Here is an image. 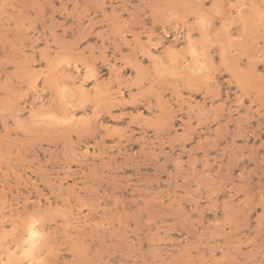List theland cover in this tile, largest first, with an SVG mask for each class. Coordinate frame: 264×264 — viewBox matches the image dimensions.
<instances>
[{
    "label": "rangeland",
    "instance_id": "rangeland-1",
    "mask_svg": "<svg viewBox=\"0 0 264 264\" xmlns=\"http://www.w3.org/2000/svg\"><path fill=\"white\" fill-rule=\"evenodd\" d=\"M263 35L264 0H0V264H264Z\"/></svg>",
    "mask_w": 264,
    "mask_h": 264
},
{
    "label": "bare ground",
    "instance_id": "bare-ground-1",
    "mask_svg": "<svg viewBox=\"0 0 264 264\" xmlns=\"http://www.w3.org/2000/svg\"><path fill=\"white\" fill-rule=\"evenodd\" d=\"M126 3V2H125ZM101 13V12H100ZM227 28V27H226ZM81 30V29H80ZM78 36V35H77ZM249 36V35H248ZM264 36V35H263ZM227 37V36H226ZM256 39V38H255ZM54 43V42H53ZM204 46V45H203ZM209 47V46H208ZM205 50V49H204ZM259 50V49H258ZM224 52V51H223ZM1 53V52H0ZM208 54V53H207ZM207 54L205 55V56H207ZM222 55H224V54H222ZM208 57V56H207ZM210 57V56H209ZM239 57V56H238ZM80 61V60H79ZM197 62V61H196ZM211 63V62H210ZM88 64V63H87ZM230 67V66H229ZM228 67V68H229ZM8 70V69H7ZM250 70V69H249ZM233 72V71H232ZM235 73V72H234ZM237 73V72H236ZM187 75V74H186ZM234 75V74H233ZM171 76V75H170ZM244 76V75H243ZM247 76H249V75H247ZM250 76H251V74H250ZM255 76V75H254ZM15 78V77H14ZM249 78V77H248ZM260 78H262V77H260ZM153 79V78H152ZM256 79V78H255ZM236 80V79H235ZM243 80V79H242ZM246 80V79H245ZM151 81V80H150ZM248 81V80H247ZM255 81V80H254ZM185 82V81H184ZM237 82V81H236ZM242 82V81H241ZM238 83V82H237ZM250 84V83H249ZM106 85V84H105ZM152 85V84H151ZM248 85V84H247ZM136 87H137V84L135 85ZM153 86V85H152ZM186 86H188L187 84H186ZM246 86V85H245ZM249 86V85H248ZM177 87V86H176ZM191 87V86H190ZM250 87V86H249ZM146 88V87H145ZM257 88V87H256ZM244 89V88H243ZM115 90V89H114ZM161 90V89H160ZM176 90V89H175ZM144 93V92H143ZM82 94V93H81ZM145 94V93H144ZM137 96V95H136ZM83 98V97H82ZM212 98V97H211ZM258 98V97H257ZM84 99V98H83ZM144 99V98H143ZM101 100V99H100ZM84 101V100H83ZM104 104H105V102H104ZM129 104H131V103H129ZM202 105V104H201ZM263 105V104H262ZM203 106V105H202ZM170 107V106H169ZM57 108V107H56ZM67 110V109H66ZM107 110V109H106ZM107 113V112H106ZM98 115V114H97ZM157 115V114H156ZM189 116V115H188ZM214 117V116H213ZM159 118V117H158ZM215 118H216V116H215ZM155 119V118H154ZM131 120V119H130ZM136 121V120H135ZM92 122H93V120H92ZM188 122V121H187ZM90 124V123H89ZM165 128V127H164ZM91 130V129H90ZM74 131V130H73ZM72 131V132H73ZM102 137V136H101ZM60 139V138H59ZM68 140V139H67ZM66 140V141H67ZM57 142V141H56ZM63 147H64V145H63ZM67 147V146H66ZM59 151V150H58ZM101 151V150H100ZM4 155V154H3ZM64 155V154H63ZM230 160V159H229ZM107 166H109V165H107ZM94 167V166H93ZM42 170V169H41ZM45 172V171H44ZM84 172V171H83ZM44 176V175H43ZM72 188V187H71ZM120 188V187H119ZM66 193H68V192H66ZM81 199V198H80ZM156 202V201H155ZM157 203V202H156ZM118 205V204H117ZM120 208V207H119ZM89 212V211H88ZM90 213V212H89ZM91 216V215H90ZM118 223H120V222H118ZM122 225V224H121ZM31 228V227H30ZM34 230V229H33ZM29 231V230H28ZM34 233V232H33ZM105 235V234H104ZM138 237V236H137ZM86 243V242H85ZM83 248V247H82ZM28 251V250H27ZM228 253V252H227ZM46 257V256H45Z\"/></svg>",
    "mask_w": 264,
    "mask_h": 264
}]
</instances>
